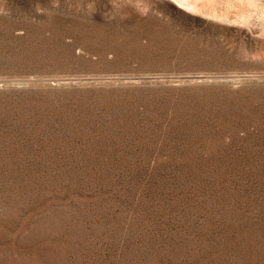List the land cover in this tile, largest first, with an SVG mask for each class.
<instances>
[{"label": "rangeland", "instance_id": "1", "mask_svg": "<svg viewBox=\"0 0 264 264\" xmlns=\"http://www.w3.org/2000/svg\"><path fill=\"white\" fill-rule=\"evenodd\" d=\"M0 264H264V0H0Z\"/></svg>", "mask_w": 264, "mask_h": 264}]
</instances>
